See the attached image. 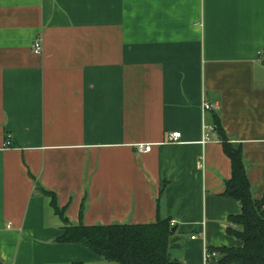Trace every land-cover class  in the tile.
<instances>
[{"label":"crops","instance_id":"crops-1","mask_svg":"<svg viewBox=\"0 0 264 264\" xmlns=\"http://www.w3.org/2000/svg\"><path fill=\"white\" fill-rule=\"evenodd\" d=\"M226 143L264 200V0H0V264H100L67 226L158 220L219 264Z\"/></svg>","mask_w":264,"mask_h":264},{"label":"trees","instance_id":"trees-1","mask_svg":"<svg viewBox=\"0 0 264 264\" xmlns=\"http://www.w3.org/2000/svg\"><path fill=\"white\" fill-rule=\"evenodd\" d=\"M216 131L221 132L218 125ZM223 150L232 165V177L224 194L239 201L242 208L241 216L231 218L238 228L229 231L242 241L243 246L241 249H221L219 264H264V200L252 198L241 151L234 150L228 143ZM172 230L168 220L141 226H67L57 242L80 244L112 264H178L169 255V249L177 242Z\"/></svg>","mask_w":264,"mask_h":264},{"label":"built area","instance_id":"built-area-1","mask_svg":"<svg viewBox=\"0 0 264 264\" xmlns=\"http://www.w3.org/2000/svg\"><path fill=\"white\" fill-rule=\"evenodd\" d=\"M32 50L34 54L37 55H41V51H42V45H41V39L36 38V40L33 42L32 45ZM204 110H209L210 107L207 104H203L202 105ZM181 134L179 132H171L170 134L167 135V138L170 142H176L178 140L181 139ZM206 139H209L208 135H205ZM138 149L142 152H149L151 150V146L147 145V146H138ZM194 237H191V239H193ZM204 259H203V264H207L208 262H212L215 260L216 258V253H212L209 250L205 249L204 250Z\"/></svg>","mask_w":264,"mask_h":264},{"label":"rangeland","instance_id":"rangeland-1","mask_svg":"<svg viewBox=\"0 0 264 264\" xmlns=\"http://www.w3.org/2000/svg\"><path fill=\"white\" fill-rule=\"evenodd\" d=\"M102 263H104V264H108V263H106V262H101L100 264H102ZM109 264H112V263H109ZM113 264H116V263H113Z\"/></svg>","mask_w":264,"mask_h":264},{"label":"water","instance_id":"water-1","mask_svg":"<svg viewBox=\"0 0 264 264\" xmlns=\"http://www.w3.org/2000/svg\"><path fill=\"white\" fill-rule=\"evenodd\" d=\"M172 231H174V229Z\"/></svg>","mask_w":264,"mask_h":264}]
</instances>
